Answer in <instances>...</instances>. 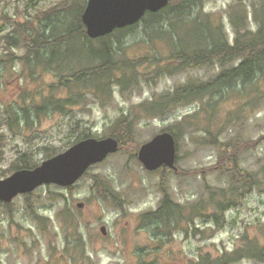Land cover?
Returning a JSON list of instances; mask_svg holds the SVG:
<instances>
[{
	"label": "rangeland",
	"instance_id": "rangeland-1",
	"mask_svg": "<svg viewBox=\"0 0 264 264\" xmlns=\"http://www.w3.org/2000/svg\"><path fill=\"white\" fill-rule=\"evenodd\" d=\"M60 1L0 0V53L4 48L3 36L12 30L8 23L10 19L18 24L32 20L47 34L58 37L63 30L64 18L46 13L54 7L57 11L62 9L57 6ZM74 1L83 9L87 2ZM233 5L232 0H204L200 10L194 8L190 15L193 18L196 13L210 14L211 21L221 27L231 43L234 35L228 13L242 17V10L247 7L251 14L249 3L244 7L235 6L231 11ZM248 21L249 28L254 30L256 25L250 15ZM142 27L143 24H139L133 33L126 35L118 53L124 58L139 60L155 49L160 58L166 59L170 43L164 39L154 40L153 45L142 43L147 39L142 34ZM93 44L96 46L95 42ZM82 48L78 42L61 47L58 63L61 68L68 67L59 72L68 74L90 66V62L83 60ZM16 55L22 57L25 51L16 50ZM164 63L163 60L161 64ZM147 71L141 67L136 86L126 91L112 86L110 93L84 89L79 91V96L72 93L74 98L79 97V102L56 112L48 101L51 97L61 100L68 96L60 87H48L57 81V71L37 68L30 73L20 61H14L6 70L0 68V114L12 104L20 118L25 110L29 117L27 124L21 122L11 131H1L4 138L0 180L16 171L10 172L12 164L23 152H30L32 161L38 166L48 159L45 149H53L55 155L67 150L75 144L83 128L88 129L91 138L101 140L109 137L108 129L119 116L131 113L136 118L135 143H126L103 162L92 166L87 171L90 177L81 178L67 188L43 185L28 195V204L43 217L42 221L30 216L25 199L27 194L16 196L8 203V208H0V264H197L200 255H209L212 259L223 252L245 247L247 240L264 246V182H260L264 166V77L245 87L229 90L221 98L217 95L216 103L206 98L177 107L165 117H156L147 115L140 105L188 80L212 79L218 70L205 67L153 80H147ZM212 103L215 110L211 112L209 106ZM40 107L44 110L37 114ZM189 116L193 117L192 122L181 129L176 146L177 171H162L163 168L145 171L133 158H137L140 145ZM204 129H209L213 135L221 134L220 143L233 139L241 147L261 139L253 148L244 149L240 156V167L255 174L259 185L246 194L238 207L225 213V222L220 228L211 220L194 218L189 227L182 223L179 231L172 229L171 237H167L169 229H157L158 225L141 219L143 214L157 209L162 199L161 189L173 202L189 205L201 196L205 197L206 186H225L224 178L216 172L211 173L212 168L208 169L216 165L219 151L202 144ZM95 176L109 180L121 201L120 207L112 200L103 202L97 198L92 178ZM78 203H83V207L77 208ZM62 209L77 220V233L69 226L62 227V219H57V213ZM101 226H105L106 235L99 231ZM235 264L259 263L244 259Z\"/></svg>",
	"mask_w": 264,
	"mask_h": 264
},
{
	"label": "trees",
	"instance_id": "trees-1",
	"mask_svg": "<svg viewBox=\"0 0 264 264\" xmlns=\"http://www.w3.org/2000/svg\"><path fill=\"white\" fill-rule=\"evenodd\" d=\"M203 1L170 0L165 9L155 14L146 13L140 23L116 30L104 38L90 40L85 35V28L81 22L83 6L74 0H61L57 6H61L62 9L57 11V7H54L46 13L47 16L53 14L55 17L62 16L64 18L62 33L56 38L47 34L44 28L36 25L32 20H27L23 24H18L12 19L8 21L12 30L5 34L1 40L4 48L0 53V68L6 70L14 61H20L30 69V73L35 72L37 68L57 71L59 74L57 81L48 87L62 88L68 96L62 97L61 100L51 97L48 103L52 104L53 111L61 112L63 107L79 102V97L74 98L72 93L79 96V91L82 89L95 93H110L109 90L112 86L119 87L121 91L134 88L141 67L148 70L145 74L148 77L147 80L166 75L172 76L187 70L212 67L218 70L212 79L206 81L188 80L172 91L162 93L148 102L142 103L140 108L149 116L165 117L177 107L202 102L206 98L207 101L213 100L216 103L218 102L217 95L221 98L222 94L229 90L233 91L239 86L245 87L264 77V0H232L234 5L230 8L231 11L235 6L244 7L249 3L251 14L248 13L247 7L242 10V17L228 13L234 35L231 43L221 27L214 25L211 21L210 14L201 13L202 16H200L196 13L191 18L190 12L194 8L200 10ZM249 15L256 25L254 30L249 28ZM139 24H143L142 34L147 38L142 43L153 45L154 40L160 39L170 43L171 49L166 59L160 58L155 49L147 52L150 54L149 56H144L139 60L124 58L121 53H118L123 39L127 34L133 33ZM82 39L85 42L82 43ZM74 42L83 46V60L90 62V66L76 69L68 74L61 73L60 69L68 67L65 65L66 67L61 68L62 66L58 63L61 47L63 45L70 46ZM94 42L96 46H94ZM115 46L117 47L115 48ZM19 49L25 51L24 56L16 55V50ZM163 60L165 63L161 64ZM213 106V103L209 106L211 112L215 110V106ZM42 110L44 108L40 107L36 113L38 114ZM23 112L24 115L20 118L18 111L13 109L12 104H9L3 114H0V159L2 158V140L4 138L1 131L3 129L11 131L13 126L19 127L21 122L27 124L29 117L26 110ZM192 119V116L184 118L162 132H169L178 146L181 129L190 126ZM135 126L136 118L131 113L123 114L111 124L107 136L116 139L120 149L126 143H135ZM87 131L88 129L83 128L74 143L91 138V133ZM203 132L205 136L202 139V144L218 148L219 151L216 165L208 169L212 168L211 173L216 172L224 178L225 186L222 188L206 186L205 197L201 196L194 204L189 205L173 202L167 192L161 189L162 199L157 209L143 214L141 219L158 225L157 229H169L167 237H171L172 229H177L176 232L179 231V228H182V223L189 227L194 218L211 220L216 227L220 228L225 222V213L238 207L246 194L254 186L259 185L255 174L240 167V156L244 149L253 148L261 139L251 142V145L246 144L241 147L239 142L233 139L220 143L218 138L221 134L213 135L209 129H204ZM45 150L47 158L56 154L52 151L53 149ZM133 158L137 159L136 156ZM35 166L36 163L32 161L31 153L23 152L15 159L10 172L18 169H32ZM165 170L166 168L162 169V171ZM260 175V182L263 183L264 166ZM202 176L204 178L205 173ZM84 177L87 178L90 175L86 172L82 178ZM92 178L97 198L103 202L112 200L115 202V206L120 207L121 201L117 199V193L109 180L96 176ZM28 195L25 196V199L30 216L36 221H42L43 217L37 214L33 205L28 204ZM55 196L64 199L61 195ZM6 207L8 208V204L0 202V208ZM57 219H62L63 228L69 226L75 233L78 232L77 220L73 216H69L66 209L57 213ZM184 232L187 233V231ZM244 259L264 264V246L259 247L255 241L247 240L245 247L234 249L231 252H223L212 259L209 255H200L197 264H235Z\"/></svg>",
	"mask_w": 264,
	"mask_h": 264
},
{
	"label": "water",
	"instance_id": "water-1",
	"mask_svg": "<svg viewBox=\"0 0 264 264\" xmlns=\"http://www.w3.org/2000/svg\"><path fill=\"white\" fill-rule=\"evenodd\" d=\"M170 0H87L81 14L85 35L90 40L104 38L116 30L140 23L146 13L155 14ZM119 143L112 137L83 139L67 150L44 160L32 169H18L0 180V202L8 204L19 195L30 194L43 185L73 186L94 165L117 152ZM137 160L147 172L160 168L177 171L176 143L169 132H162L140 145ZM78 203L77 208H82ZM99 231L106 235L105 226Z\"/></svg>",
	"mask_w": 264,
	"mask_h": 264
},
{
	"label": "bare ground",
	"instance_id": "bare-ground-1",
	"mask_svg": "<svg viewBox=\"0 0 264 264\" xmlns=\"http://www.w3.org/2000/svg\"><path fill=\"white\" fill-rule=\"evenodd\" d=\"M58 36V35H57Z\"/></svg>",
	"mask_w": 264,
	"mask_h": 264
}]
</instances>
